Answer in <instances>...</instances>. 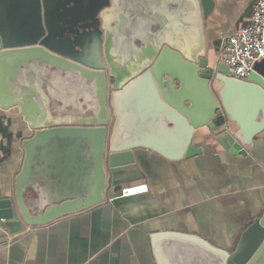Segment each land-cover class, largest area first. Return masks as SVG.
<instances>
[{"label": "water", "instance_id": "95a60500", "mask_svg": "<svg viewBox=\"0 0 264 264\" xmlns=\"http://www.w3.org/2000/svg\"><path fill=\"white\" fill-rule=\"evenodd\" d=\"M14 1L0 0V109L16 107L29 132L0 219L38 227L105 203L120 190L113 169L138 147L188 158L201 152L193 139L206 127L220 147L245 155L264 134V60L246 80L210 63L212 0H101L75 29L50 28V0H31L29 40L14 27ZM57 29L74 36L60 39ZM159 131L178 136L175 150ZM149 240L156 264H264V208L233 250L181 232Z\"/></svg>", "mask_w": 264, "mask_h": 264}, {"label": "crops", "instance_id": "0c3cea01", "mask_svg": "<svg viewBox=\"0 0 264 264\" xmlns=\"http://www.w3.org/2000/svg\"><path fill=\"white\" fill-rule=\"evenodd\" d=\"M100 1L50 0L47 25L85 27ZM212 1L205 38L210 63L222 71L226 66L218 59L220 43L251 23L253 0ZM33 5L31 0H16L10 6L18 14L13 24L24 40L33 37L28 30ZM64 31L53 34H61L60 39L74 36ZM28 132L16 107L0 109V201L14 196L23 157L20 140ZM154 136L175 150L176 134L159 131ZM193 145L201 152L180 160L138 147L130 160L113 169L115 184L122 188L146 183L144 194L120 197L118 190L101 205L44 226L29 227L15 214L0 219V264H156L149 236L170 231L195 234L233 250L241 232L264 208V134L253 139L245 155L220 147L206 127L197 130Z\"/></svg>", "mask_w": 264, "mask_h": 264}, {"label": "built area", "instance_id": "2783aa9c", "mask_svg": "<svg viewBox=\"0 0 264 264\" xmlns=\"http://www.w3.org/2000/svg\"><path fill=\"white\" fill-rule=\"evenodd\" d=\"M219 62L228 68L224 75L246 80L256 62L264 60V0H253L251 23L227 34L221 41ZM148 192L146 183L124 186L120 197H131Z\"/></svg>", "mask_w": 264, "mask_h": 264}, {"label": "rangeland", "instance_id": "374dc122", "mask_svg": "<svg viewBox=\"0 0 264 264\" xmlns=\"http://www.w3.org/2000/svg\"><path fill=\"white\" fill-rule=\"evenodd\" d=\"M223 72H228V68L226 67L225 69L222 70Z\"/></svg>", "mask_w": 264, "mask_h": 264}]
</instances>
